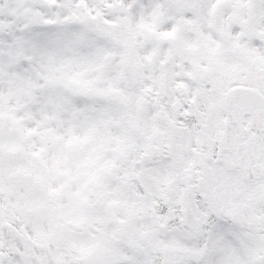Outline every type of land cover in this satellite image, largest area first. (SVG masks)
<instances>
[{
  "label": "snow or ice",
  "instance_id": "snow-or-ice-1",
  "mask_svg": "<svg viewBox=\"0 0 264 264\" xmlns=\"http://www.w3.org/2000/svg\"><path fill=\"white\" fill-rule=\"evenodd\" d=\"M0 264H264V0H0Z\"/></svg>",
  "mask_w": 264,
  "mask_h": 264
}]
</instances>
